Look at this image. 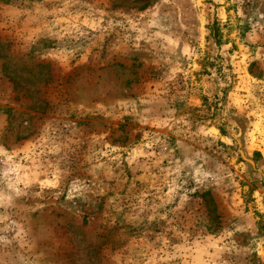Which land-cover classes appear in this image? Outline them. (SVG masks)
Returning a JSON list of instances; mask_svg holds the SVG:
<instances>
[{
    "label": "rangeland",
    "instance_id": "obj_1",
    "mask_svg": "<svg viewBox=\"0 0 264 264\" xmlns=\"http://www.w3.org/2000/svg\"><path fill=\"white\" fill-rule=\"evenodd\" d=\"M0 264H264V0H0Z\"/></svg>",
    "mask_w": 264,
    "mask_h": 264
},
{
    "label": "trees",
    "instance_id": "obj_2",
    "mask_svg": "<svg viewBox=\"0 0 264 264\" xmlns=\"http://www.w3.org/2000/svg\"><path fill=\"white\" fill-rule=\"evenodd\" d=\"M207 194H208V193L205 192V193H203L202 195H203V196H206ZM213 209H214V208L211 209V212H212Z\"/></svg>",
    "mask_w": 264,
    "mask_h": 264
}]
</instances>
